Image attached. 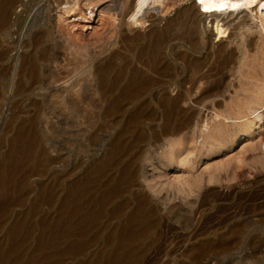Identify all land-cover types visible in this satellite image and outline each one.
<instances>
[{"label": "bare ground", "instance_id": "obj_1", "mask_svg": "<svg viewBox=\"0 0 264 264\" xmlns=\"http://www.w3.org/2000/svg\"><path fill=\"white\" fill-rule=\"evenodd\" d=\"M225 75L234 93L212 100ZM246 143L264 153V0H0V264H139L160 218H193L199 181L161 183L164 168ZM214 241L188 250L195 264L226 251Z\"/></svg>", "mask_w": 264, "mask_h": 264}, {"label": "rangeland", "instance_id": "obj_2", "mask_svg": "<svg viewBox=\"0 0 264 264\" xmlns=\"http://www.w3.org/2000/svg\"><path fill=\"white\" fill-rule=\"evenodd\" d=\"M21 1L25 2L26 0H21ZM21 9H22V6H19V7L17 6V8H15V10H14L15 14H20L19 12L21 11ZM153 12L155 13L156 11H153ZM153 12H151V13H153ZM154 13H153V15H156L157 17H159L157 12H156V14H154ZM54 14L55 13L53 11L52 16ZM166 15L163 16L162 18H158L159 21L162 20L161 23H164L166 20L171 19L173 17L172 15H174V12L171 11V14L167 13ZM169 16H172V17L169 18ZM157 17L154 16L153 19L157 21ZM164 17H167V18H164ZM148 24H150V21ZM148 24L146 23V25H148ZM181 37H182L181 39H183V37H184V39L185 38L188 39L189 33L186 31V33L183 34ZM206 42H208V41L206 40ZM174 43H177V44H175L177 46L180 44L179 46H181V48H182V49L179 48L180 52H182V51L189 52L188 51V44L187 43L185 44V42L183 40H177ZM186 45H187V47H186ZM197 57L200 58L201 56L200 57L197 56ZM180 67L181 66L179 65V70H178L179 73H181ZM225 76L222 78V80H219V81H217L218 79H216V78H212V79H214L213 81H212V79L210 80L211 81L210 83L215 82L212 85V88L210 91V93H211L214 90V93L213 94L211 93L212 95H214L216 93L219 94V92L221 91L220 89L221 88L224 89V90H222L223 91L222 94L220 92V94L223 97H221V96H219L217 98L215 97V98H212V100L217 99L215 101L221 102V100H223V99L226 100L229 97L228 98V100H229L231 98L230 94L234 91V89H232L231 87L233 84L235 86L236 81L233 78H230L229 75L226 77ZM220 82L221 83L223 82L224 84L221 85ZM217 84L219 86L221 85L222 87L218 88L219 86ZM214 86H218V87L215 88ZM229 87H230V89H229ZM216 89L218 91H216ZM195 90H197V89H195ZM195 90H193V93H195V94L192 95V97L196 100V98L197 99L200 98L202 92L200 91V94H199V90H198V93H197V91L194 92ZM226 93H227V95H226ZM192 97H191V100L193 99ZM224 97H226V98H224ZM192 101H194V100H192ZM208 102H210V101H207L204 103V105L202 104L200 106L197 115L191 121V135L193 134L194 138H196L195 139V145H198L199 144L198 142L201 141L199 133L201 132V130H203L202 127L204 125L205 116L207 115V113L210 112V108H209L210 103H208ZM206 106H208V107H206ZM206 108H209L208 111ZM203 112H205V113H203ZM199 114H201V115H199ZM247 146H248V144L246 143L244 149L241 148L242 150L237 149L235 152L233 151L232 153H221V155L220 154L214 155V153L211 152L210 153L211 155L208 158L203 160L201 163L194 165L192 168L193 170L191 169L188 172V174L190 173L189 175H193L192 179L186 173V171H184L182 169L171 168L170 165H168L169 167L166 166L164 168L163 177H162V179H159L161 181H159V180H156V181H159L161 183L162 182L166 183L170 179H171L170 181H172L174 178H178V177L180 178V179L178 178L179 179L178 181H180V180L183 181V179L184 180L190 179L189 181H191V180L195 179V180H197V182L199 181L201 188L199 187L200 189L198 188L199 190L197 189L194 192L193 196L197 197V198H194L193 196L192 197L195 200L191 198V195L188 197V200L192 199L195 202L193 204L194 213L192 215L193 216L192 221H191V219L186 220L183 217V212H185V209H186L185 206H179V208L177 210V212L179 211L178 212L179 215H177L178 216L177 219L179 217H180V219H178V220H176V219L173 221L169 220L167 217H164V216L162 217V213H161L160 216L162 218H160L159 223L155 226L156 228L153 227L152 228L153 230L151 229L147 232L148 233L147 234V241H145V244L147 245L146 248H148V249H145L144 250L145 252L143 251L145 254L142 252V254L140 256L141 258L140 257L138 258L139 264H180L183 262H185L186 264L187 263L188 264H195V262H196V260H194L195 258H193V256H191L188 253V250H190V248L193 250V248L195 246V249L196 248L201 249V247L203 248V246L210 243V241H211V243H215L216 241H214V242H212V241L215 239H223V238H226V242H227L226 251L221 252V251H215L213 249H208L209 252H208L207 257H205L203 260H201L198 264H264V186H262V185H264V153L262 151H259V150L258 151L257 150L250 151L251 147L250 146L247 147ZM188 147H189L188 149L191 150V148H193V145L191 144ZM245 149L248 152H244ZM238 153L240 154V156H237V155H239ZM241 154H243V155H241ZM238 157L239 158L242 157V158L238 159ZM231 158H232V160H231ZM238 160H241V161L243 160V161H242V163H241V161H239L240 162V164H239L238 162H236ZM219 161H221V164H224L225 162L227 163V161H228L229 163H227V164L229 167L224 166V165H227L226 163L224 165H221ZM231 161H233V163ZM222 162H224V163H222ZM234 162H236L237 165L234 164ZM218 164H220V165H218ZM214 165H216V166H214ZM217 166L222 173H220L219 170L214 168ZM223 166L225 168H228V170L224 169ZM212 168L215 170H213ZM221 168L224 172L227 170V174H225L226 172L224 173L221 170ZM208 169H209V171L211 170V172H213V171L216 172V170L218 171L217 172L218 175H217V173H215L216 175L213 174L214 172L212 173L214 175L213 176L214 179H212V182L208 181V174H211V172H209ZM147 170L149 171V173L151 175H154L153 177H156L158 170H153L150 167H148ZM231 172H232V174H231ZM182 173H183V175H182ZM240 173H241V175H240ZM172 174H174V175H172ZM175 175H176V177H174ZM202 175H204V176L202 177ZM198 176H201V177L199 178ZM183 177H185V178H183ZM193 177H195V178H193ZM197 177L199 180L197 179ZM205 177L207 180L205 179ZM228 177L230 178V180ZM201 179H203V182L200 183V181H202ZM216 181H218V182H216ZM174 184H175V182H174ZM260 186H261V188H260ZM142 187L144 188L143 190L148 195H151V192L146 188L145 184H142ZM250 187H251V189H250ZM167 192L168 193H166L164 190L162 192V194L164 193L165 195L161 194L160 196H163V198H165L164 196H166V194H168L166 196L167 198H165V200L168 199L169 197H171V198H169V201L167 200V202H169L170 204H174V203L178 204V203H180V200L182 199L181 197L182 196L185 197L184 195H182L180 193H179L180 195L177 193L173 195L171 190H169V191L167 190ZM237 192H239V193H237ZM169 194L171 196H169ZM242 194L244 195L243 197L241 196ZM0 195H1V193H0ZM177 195H179V196L177 197ZM245 195H247V196H245ZM203 196H204V198H203ZM229 204H232V205H229ZM239 215H241V217H238ZM181 217H182V219H181ZM160 222H161V224H160ZM237 223H239L240 226H242L243 231L241 230L242 232L241 231L239 233L237 232L238 234L236 233L235 235H228L227 234L229 232L228 227L229 228L235 227L236 226L235 224H237ZM239 224H237V225H239ZM210 235L212 236V238ZM154 236H155L156 240H154ZM220 237H222V238H220ZM150 238L152 239V241L154 240L155 242L153 241V243H152V241H150L151 240ZM210 238H211V240H209ZM150 242H151V245H148V244H150ZM148 246H151V247H148ZM192 250H190V251L192 252ZM185 253H187L191 256L189 258H192V259H189V261L191 260L192 262L191 261L188 262V260L185 257H183V255ZM143 254H144V256H143ZM80 260H81V258H75L73 263L78 264L80 262ZM140 260H141V262H140Z\"/></svg>", "mask_w": 264, "mask_h": 264}, {"label": "snow or ice", "instance_id": "obj_3", "mask_svg": "<svg viewBox=\"0 0 264 264\" xmlns=\"http://www.w3.org/2000/svg\"><path fill=\"white\" fill-rule=\"evenodd\" d=\"M200 2H201V3H203V2H204V0H200Z\"/></svg>", "mask_w": 264, "mask_h": 264}]
</instances>
